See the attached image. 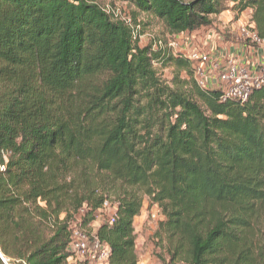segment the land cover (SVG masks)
I'll return each instance as SVG.
<instances>
[{"label":"trees","instance_id":"obj_1","mask_svg":"<svg viewBox=\"0 0 264 264\" xmlns=\"http://www.w3.org/2000/svg\"><path fill=\"white\" fill-rule=\"evenodd\" d=\"M110 1L129 22L97 0H0V264H138L145 201L161 264H264V84L199 88L137 20L177 36L249 11L264 41V0Z\"/></svg>","mask_w":264,"mask_h":264},{"label":"rangeland","instance_id":"obj_2","mask_svg":"<svg viewBox=\"0 0 264 264\" xmlns=\"http://www.w3.org/2000/svg\"><path fill=\"white\" fill-rule=\"evenodd\" d=\"M97 2L103 9L117 15L121 20L130 21L129 8L126 4L110 0H97ZM212 19L213 24L196 31L198 34L194 32L193 34L173 36L167 33L161 25L140 17L137 20L144 25L143 33L140 35L141 44H146L148 41L156 45L160 43L174 52L183 53L186 57L192 54H206L210 59V64L205 65L207 76L214 80L220 74L221 65L225 59L233 57L238 60V55L243 51L242 48H253V59L257 65V68H254L256 72L253 73L261 74L264 68V42L256 47L244 39L240 32L241 27L252 30L253 24L251 23L250 12L246 11L241 15H237L229 10ZM243 54L244 52H242ZM167 73L166 71L165 74ZM113 213L114 209H107L97 215L96 221L92 225V231L106 218H110ZM161 220L159 210L145 201L141 215L134 222L138 264H161L158 255H163L165 258L164 253L155 248L153 242V235Z\"/></svg>","mask_w":264,"mask_h":264},{"label":"built area","instance_id":"obj_3","mask_svg":"<svg viewBox=\"0 0 264 264\" xmlns=\"http://www.w3.org/2000/svg\"><path fill=\"white\" fill-rule=\"evenodd\" d=\"M240 32L244 39L248 40L249 43L256 47L262 45L264 42L258 38L257 33L254 30H249L247 27H241ZM187 59L192 62L193 78L196 85L199 88L219 89L222 93L223 99L231 98L245 101L253 89L264 84V68L261 74L253 73L249 69V64L239 65L233 57H228L224 60L221 65L222 70L214 82L210 81L205 69V65L210 64V59L206 54H192L188 56ZM108 208L109 204L105 202L103 209ZM112 221L113 220L111 219V222ZM86 250V237L80 232L74 231L70 247L73 256L70 257V262L75 263L76 261H79ZM106 256L107 252L99 249V245L96 242L92 260L96 263H101Z\"/></svg>","mask_w":264,"mask_h":264},{"label":"crops","instance_id":"obj_4","mask_svg":"<svg viewBox=\"0 0 264 264\" xmlns=\"http://www.w3.org/2000/svg\"><path fill=\"white\" fill-rule=\"evenodd\" d=\"M216 17H214V19H215ZM194 33V32H193ZM193 33H191V34H193ZM195 34H198V32H196ZM243 49V51L242 52H244V54L242 55V52L238 55V57H239V59L238 60H236V62L239 64V65H246V64H249V69H250V71H252V72H256V69H254V68H257V65L255 64L256 63V61L254 62V59H253V53H254V49L253 48H247V47H244V48H242ZM246 54V55H245ZM245 56V57H244ZM249 56H250V58H249ZM223 62V61H222ZM221 62V63H222ZM256 66V67H255ZM210 81L211 82H214V79H211L210 78Z\"/></svg>","mask_w":264,"mask_h":264},{"label":"water","instance_id":"obj_5","mask_svg":"<svg viewBox=\"0 0 264 264\" xmlns=\"http://www.w3.org/2000/svg\"><path fill=\"white\" fill-rule=\"evenodd\" d=\"M0 258L2 259V256H1V254H0Z\"/></svg>","mask_w":264,"mask_h":264}]
</instances>
